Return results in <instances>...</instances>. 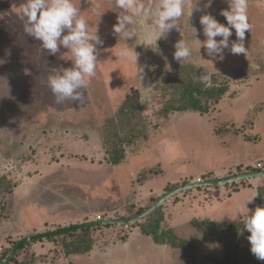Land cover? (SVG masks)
<instances>
[{
  "label": "rangeland",
  "instance_id": "1",
  "mask_svg": "<svg viewBox=\"0 0 264 264\" xmlns=\"http://www.w3.org/2000/svg\"><path fill=\"white\" fill-rule=\"evenodd\" d=\"M25 2L0 0V262L24 237L96 221L98 216L102 220L130 219L177 186L259 171L247 167V161L264 167V0H248L252 28L245 33L247 55H234L226 49L223 60L209 57L203 47L199 50V40L206 39L200 17L211 14L226 25L221 11L229 8L228 0H212L209 7L204 6L206 0H185V15L177 21L180 30L172 29L157 44L149 41V46L136 44L144 38L139 29L135 40L113 32L121 12L115 0H73L89 30H97L103 41L98 46L96 75L83 90L80 103L56 102L47 80L72 66L70 53L61 47L60 53L50 55L40 41L25 34ZM143 2L154 6L156 0ZM232 33L230 44L237 40L234 29ZM181 39L193 52L189 59L178 62L173 54ZM124 46L135 48L137 63L119 57ZM190 65L217 74L229 89L206 113L173 111L165 116L161 110L173 89H162V78L169 72L182 74L180 68ZM135 92L142 115L127 125L119 109L126 96ZM111 119L126 124L121 127L122 136H131L132 126L137 130L135 141L125 148V165L114 170L111 164L100 162L105 159L104 138L106 129L113 126ZM246 133L254 139L248 142L250 146L243 143ZM65 152L74 153V159L86 157L93 162L70 161L62 169L41 168L44 161ZM36 169L40 170L34 175ZM225 169L230 171L222 172ZM211 171L220 174L212 176ZM32 176L34 179L25 182ZM248 182L262 184L264 177L182 191L162 204L151 222L187 239L194 264H219L227 249L201 222L215 220L225 231L233 223L243 224L242 205L236 200L244 198L249 203L257 195ZM9 184L14 188L8 194L4 190ZM243 186V194L233 200L236 204H229L235 208L231 215L230 206H223L231 200L225 190L231 193ZM252 205L258 206L256 198ZM215 206L219 213L213 216ZM148 223L146 217L131 224L92 229L88 253L65 252V245L82 235L79 230L27 244L13 258L26 264H191L183 249L156 244L143 234L142 227ZM236 249L241 264L263 262L252 254L248 239H240Z\"/></svg>",
  "mask_w": 264,
  "mask_h": 264
},
{
  "label": "clouds",
  "instance_id": "2",
  "mask_svg": "<svg viewBox=\"0 0 264 264\" xmlns=\"http://www.w3.org/2000/svg\"><path fill=\"white\" fill-rule=\"evenodd\" d=\"M211 3L212 0H206L204 6L209 7ZM115 4L121 12L118 22L113 26V32L125 40H135L139 29L144 38L137 45L143 43L149 46V41L157 44L172 29L180 30L177 21L185 15V0H156L154 6L143 0H115ZM228 4L229 8L221 11V15L226 18V25L218 22L211 14L200 17L206 39L203 42L198 39L199 50L203 47L209 57L218 60L225 58L226 49H230L234 55H247L245 33L252 28L247 14L248 0H228ZM192 9L193 7L189 10L188 17L191 16ZM22 14L26 18L25 34L40 41L48 54L55 56L60 53L61 47L70 53L72 66L50 75L47 80L56 102H83V90L87 89L90 79L96 75L98 46L103 44L97 30H89L86 17L80 13L73 0H26ZM233 29L237 40L230 44ZM216 37L220 39L217 40ZM192 52L189 43L181 39L175 44L173 58L181 62L189 59ZM138 55L134 47L124 46L119 50V57L123 60L137 63ZM200 67L197 65V68ZM212 75L211 72L201 74L200 82L211 86ZM248 212L249 210L243 224L250 233L247 237L250 250L257 259L264 261V207H257L251 215Z\"/></svg>",
  "mask_w": 264,
  "mask_h": 264
},
{
  "label": "trees",
  "instance_id": "3",
  "mask_svg": "<svg viewBox=\"0 0 264 264\" xmlns=\"http://www.w3.org/2000/svg\"><path fill=\"white\" fill-rule=\"evenodd\" d=\"M180 69L183 70L182 74H178V72H169L162 78V89H173L172 97L165 102L161 110L165 116L173 111H198L201 113H206L209 111L212 104L219 103L220 99L227 93L229 89L227 81L221 80L215 73L212 75L211 86H205V84L201 83V74L208 72L204 68H197L194 65H190L183 66ZM60 111L61 110H59L58 113L61 116L62 114H60ZM141 113L142 107L138 93H129L119 109V115L124 116L127 119L126 124L128 125L134 119L140 117V115H142ZM110 122H112L113 126H110L108 130L106 129L104 138L106 160L113 165H118L121 164L126 158L125 148L127 145H130L135 141L137 130L135 129V126H132V128L129 129L132 135L122 136L121 131L123 129H121V127H124L126 124H124L122 121L116 122L113 119H111ZM13 186V184H9L7 187H5L4 192H12L14 188ZM256 200L258 201L257 207H264V185L258 187ZM257 207L255 206L249 215H251ZM141 213L142 211L139 210L135 216ZM156 215L157 212L155 211L150 216H148L149 223L147 224V227H142V233L151 236L156 244H170L174 248L183 249L187 254L190 255L192 259L191 264H194L195 256L192 253V246L190 245V242L187 239L177 236L172 229L163 230L160 228L159 223L155 224L154 222H151V220L154 219ZM195 221L196 223H200L198 220ZM201 223L211 234L216 236L217 239L221 241L227 249L224 259L218 260V263L241 264L237 260L238 250L236 247L240 239H247V237L250 235V233L245 230L244 224L241 222L233 223L229 226V230L225 231L223 228H221V226H219L220 223L212 219H203ZM82 224H72L66 227H59L53 231L31 235L30 240L27 241H24L22 238L14 243L13 250L22 249L27 244L33 242L35 243L45 238L48 240H54L57 236H67L75 234L81 230L80 232L82 235H80L77 240H75L71 245H65V252L68 255L88 253L92 249V241L89 233L92 229L99 228V226L86 227L82 226ZM79 226L81 227L79 228ZM4 259L1 260L0 264ZM11 261L13 264H26L23 261H18L16 257ZM257 264H264V261Z\"/></svg>",
  "mask_w": 264,
  "mask_h": 264
},
{
  "label": "water",
  "instance_id": "4",
  "mask_svg": "<svg viewBox=\"0 0 264 264\" xmlns=\"http://www.w3.org/2000/svg\"><path fill=\"white\" fill-rule=\"evenodd\" d=\"M264 176V170H260L257 172H248V173H244V174H240V175H236V176H232L230 178H223V179H212V180H204V181H197V182H189L185 185L179 186L173 190H171L170 192L166 193L164 196H162V198L157 201L153 206H151L149 209H147L146 211L142 212L141 214L132 217L130 219H118V220H114V219H107V220H102V221H90V222H86L84 224H82V226H105V225H111V224H131V223H135L137 221H141L144 218L150 216L152 213H154L158 208H160L162 206V204H164L166 201H168L171 197H173L174 195L188 190V189H192V188H198V187H204V186H214V185H226V184H232L235 182H240L246 179H251V178H256V177H261ZM81 226H79L80 228ZM30 236L23 238L24 241L30 240ZM17 250H13V252L2 261L1 264H8L11 259L15 256Z\"/></svg>",
  "mask_w": 264,
  "mask_h": 264
},
{
  "label": "crops",
  "instance_id": "5",
  "mask_svg": "<svg viewBox=\"0 0 264 264\" xmlns=\"http://www.w3.org/2000/svg\"><path fill=\"white\" fill-rule=\"evenodd\" d=\"M244 134V133H243ZM247 136V133L245 134V136H243V143H244V145H246V146H250L249 144L250 143H248L249 141L250 142H252L253 140L252 139H249V137H246ZM252 137V136H251ZM33 141H34V139H32ZM36 141V140H35ZM59 156L56 158V159H48L47 161H44L45 162V164H43V165H40L41 166V168L42 167H45V168H49V166H55V167H60L61 169L64 167V166H70V164H69V162L70 163H73L74 161H87V162H93V159L91 158H86V157H83V160H80L79 158H77V159H74L75 157H76V155L74 154V153H72V152H65V154L64 153H60V154H58ZM42 158H43V156H41L40 157V159H41V161H42ZM58 158H59V160H58ZM95 161V160H94ZM127 161V160H126ZM100 162H102V163H105V164H111V163H109L107 160H106V155H105V159L104 160H101ZM125 163L126 162H122L121 164H119V165H113V164H111L113 167V169L112 170H114L115 168H119L120 169V167H123V165H125ZM87 164V163H86ZM95 163H93V165H94ZM242 164V163H241ZM258 164V163H257ZM252 166V167H254L255 168V165L253 164V163H251V161H247V167L248 166ZM239 166V165H238ZM40 168V169H41ZM40 169H36V170H38V172L36 171V173H34V175H36V174H38L39 173V170ZM241 169V168H240ZM257 170H264V167H262V168H260V169H257ZM225 171H227V172H229L230 170H224V171H222V172H225ZM209 173H211V175L212 176H217L218 174H220L219 172H214V171H211V172H209ZM33 175V176H34ZM33 176L32 177H30V178H28L27 180H25V182L26 181H29V180H32V179H34L33 178ZM261 177H264V176H261ZM261 177H258V179L259 178H261ZM198 178V177H197ZM262 184H259V183H255V182H248V184H252V185H254V187H255V189H257V191H258V187L259 186H261V185H264V183L263 182H261ZM242 188H244V189H246L245 188V186H243V187H241V188H239V190H237V191H232L231 190V193L228 191V190H225V191H227V193H228V197L227 198H229V199H231L229 202H227V203H225L223 206H224V208L225 209H227V206H230L229 207V214H231V215H234V212H235V208L233 209V207L231 206L232 204H236L235 202L233 203V200H235V199H238V198H240V196L243 194V192H242ZM257 196V195H256ZM256 196H255V198H256ZM255 198H252V200L251 201H249V203L248 202H246L245 201V199L243 198V199H239V200H236L238 203H240L241 205H242V211L244 212L243 214H242V216L244 215L245 216V214L247 213V211L249 210V212H248V214H250L252 211H253V203H254V201H255ZM232 203V204H231ZM229 204H231V205H229ZM223 206H221V207H223ZM248 208V210H247V208ZM218 208H217V206H215V209H213V211L212 212H214L213 214H211V215H216L217 213H219L218 211ZM86 215H89V213H87ZM85 216V215H84ZM102 221V220H101ZM215 221V220H214ZM217 222V221H216ZM219 223V222H218Z\"/></svg>",
  "mask_w": 264,
  "mask_h": 264
},
{
  "label": "built area",
  "instance_id": "6",
  "mask_svg": "<svg viewBox=\"0 0 264 264\" xmlns=\"http://www.w3.org/2000/svg\"><path fill=\"white\" fill-rule=\"evenodd\" d=\"M262 167H263V164H261V163H258V164L255 166V168H262ZM101 220H102L101 216H98L96 221H101Z\"/></svg>",
  "mask_w": 264,
  "mask_h": 264
}]
</instances>
